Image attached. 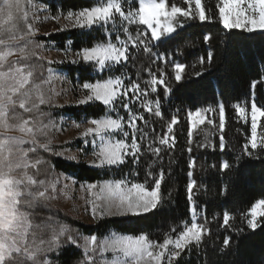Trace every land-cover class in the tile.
<instances>
[{
	"label": "snow or ice",
	"instance_id": "obj_1",
	"mask_svg": "<svg viewBox=\"0 0 264 264\" xmlns=\"http://www.w3.org/2000/svg\"><path fill=\"white\" fill-rule=\"evenodd\" d=\"M124 3L125 0H98L95 6L67 13L64 19L69 21L72 27L92 28L96 25L104 27L111 22L115 28L117 17L127 24L138 23L146 26L144 32H138L133 37L128 27L122 25L125 39L116 35L113 40L111 32H108L106 41L83 47L73 53L72 63L83 61L103 72L114 65L126 64L133 49L167 62V56L153 53L151 45L153 41H161L162 38L176 31V26L172 23L173 18L179 16L198 18L201 22L212 19L209 15L211 9L205 6L203 0H183L186 7L169 5L166 0H138V6L130 7L127 11ZM40 11L42 9L32 3V0H27V3L24 0H0V264H50L45 254L61 246V237L64 238L65 243L80 246L78 238L70 233L67 226L52 227L54 221L51 217L46 223L32 222L34 212L50 207V201L55 200L58 194L67 195L69 188L67 184L63 188H58V178L51 181L41 178L43 162L39 158L38 149L47 151L50 148V141L45 143L40 141L42 138H47L49 129L53 125L45 124L42 119L46 117V113L41 106L49 102L42 85L49 81L44 80L39 71V61L42 57L37 56L36 50L43 45L33 40L39 31L35 27V21L39 19ZM216 12L225 29L264 31V0H219ZM52 18L58 19L55 16ZM209 39L210 36L204 37L206 42ZM204 59L201 58L202 63ZM206 60L209 63L213 60L210 51ZM47 63L52 64L54 61L49 60ZM184 69V64L174 63V78L177 82L183 79ZM48 71L51 73L52 69L49 68ZM148 75L151 79L145 81L143 88L138 81L130 78L125 84L122 76L109 77L95 83H83L82 88L87 91L81 103L99 101L112 111L119 101L128 114L127 120L123 117L113 118L111 115H106L88 121L91 126L85 129L83 135L92 137L91 166L109 168L124 164L128 158H131L133 163L140 162L145 147L142 141L149 140V132L146 131L149 122L144 113L163 119L160 98L153 100L149 97L152 93H157L159 86H164L165 96L172 91L167 86L165 73L162 70L156 73L148 69ZM196 75L200 76L202 73L197 72ZM257 83L253 81L251 87L255 89ZM133 102H139L141 112L133 111L131 106ZM235 109L239 115L246 117L245 107L236 104ZM188 115L191 125L188 130L187 151L191 154L192 130L197 124H203L205 119L201 110L195 113L189 112ZM258 116L264 117V108L258 107L253 101L251 138L250 142L244 145L245 153L248 155H251L249 144L253 150L258 147ZM178 122V118L172 116L166 125V130L152 138L146 145L147 150L157 159H163L161 152L164 148L175 147L173 127ZM207 122L214 123L212 120ZM76 126L80 127L79 124ZM125 128L128 131H125ZM224 128L225 106L221 103L219 104L221 130L219 147L222 151L225 148ZM152 132L155 133L154 127ZM117 133H122L124 138L113 139ZM137 133L140 135L138 136ZM198 146L208 147L207 144ZM261 147H264V143ZM212 148L215 149V145H212ZM195 167L196 158L190 155L186 192L192 219L184 224L174 239L166 236L160 242L151 240L147 234L125 235L116 232L103 240L95 235L84 237L85 258L82 264H96L97 252L113 254V259L108 264H172L182 251L204 242L205 236L211 234V228L207 226L206 217L204 223H200L197 219L198 205L194 199V192L198 185L193 179ZM230 167L226 160L219 165L221 171ZM165 174L163 167L158 172H153L149 166L143 183H134L124 177L88 183L86 186L81 185V188L93 197L90 201L93 218H96L97 212L100 217L139 214L141 211L147 212L157 207ZM149 181H151L150 186H148ZM243 218L249 229L255 231L261 227V223L264 222V199L253 203ZM233 219L230 212L224 211L221 227L226 230L232 227L230 222ZM43 229H50V239H44L47 233L42 232ZM172 231L175 233L176 229ZM222 244L225 248L229 247L231 237L224 236Z\"/></svg>",
	"mask_w": 264,
	"mask_h": 264
},
{
	"label": "trees",
	"instance_id": "obj_2",
	"mask_svg": "<svg viewBox=\"0 0 264 264\" xmlns=\"http://www.w3.org/2000/svg\"><path fill=\"white\" fill-rule=\"evenodd\" d=\"M33 1L44 4L51 15L57 18L67 15L68 12H77L85 7L95 6L98 2V0ZM24 2L27 3V0ZM203 2L211 9L209 15L212 19L201 22L198 18L176 17L174 34L159 42H152L153 53L166 55L167 62L134 49L126 64H120L103 72L83 61L77 63L66 61L63 64H48L43 58L39 61V71L44 80L48 79L49 68L63 71L75 91L85 90L82 88L85 82L95 83L115 76H122L125 84L129 82V78L138 81L143 88L145 81L151 79L148 69L156 73L162 70L165 73L167 86L172 89L171 93L165 96L164 86H159L157 93H152L149 97L153 100L160 98L163 119L144 113L149 122V127L146 129L149 132V140L142 141L145 147L139 163H133L131 158H128L122 165L97 168L83 162L76 163L58 157L55 154L57 149L55 146L51 147L52 153L39 152V158L43 162L41 178L50 181L63 174L73 178L77 184L124 177L134 183H143L149 166L153 172H158L163 167L166 173L160 189V202L156 208L143 215L111 218L100 217L97 212L96 223L85 225L51 203L50 207L34 212L33 224L46 223L51 217L54 221L52 227L67 226L70 233L79 241L80 246H76L63 242L64 238L61 237V246L45 254L50 264H82L85 257L81 248V239L86 235H95L103 240L116 232L125 235L147 234L151 240L160 242L166 236L174 239L184 224L192 219L186 192L190 155L196 158L193 179L198 185L194 192V199L198 205L197 219L200 223H204L205 217L207 218V226L211 228V234L206 235L204 242L199 246H191L182 251L172 264H264V222L261 223V227L253 231L247 227L243 218L253 203L264 199V147L253 150L249 144L251 155L245 153L244 145L249 143L251 138V121L241 118L235 109L236 104L250 108L253 101L258 107L264 108V31L250 33L241 29H225L216 12L219 0H203ZM166 3L186 7L183 0H166ZM122 25L128 27L133 37L138 32L145 31L143 26L136 23L127 24L117 17L115 28L110 22L104 27L99 25L92 28L77 27L57 31L47 37L34 36L33 40L43 45L36 50L37 56L42 57L44 45L69 56L83 47L106 41L108 32H111L113 40L116 35L125 39ZM205 36H210L207 42L204 40ZM209 51L213 54L211 63L206 60ZM201 58H205L203 63ZM174 63L185 65L183 79L180 82L174 78ZM197 72L202 75L197 76ZM253 81L258 82L255 89L251 87ZM221 103L225 106L223 151L219 147L221 135L219 104ZM131 106L134 112L142 111L139 102H133ZM41 108L46 113V117H42L45 124H56L61 119L84 124L93 118H103L106 115H111L113 118L123 117L127 120L128 115L119 101L112 111L98 101L61 108L45 104ZM197 110L206 113L208 118L192 130L193 151L189 154L188 113H195ZM172 116H176L179 121L173 127L175 147L164 148L161 152L163 159L160 160L147 150L146 145L152 138L166 130V125ZM208 120L214 123L209 124ZM153 127L155 133L152 132ZM125 131L128 129L125 128ZM123 138L122 136L120 139ZM200 144H207L208 147L201 148L198 146ZM212 145H215V149ZM88 146L78 141L66 147L76 148L83 153L88 150ZM225 160L231 167L221 171L219 165ZM150 185L151 181L148 186ZM224 211L230 212L234 217L230 222L232 227L227 230L221 227ZM173 229H176L175 233ZM42 232L47 233L44 235L45 240L50 239V229H43ZM224 236L231 237V244L227 248L222 244Z\"/></svg>",
	"mask_w": 264,
	"mask_h": 264
},
{
	"label": "rangeland",
	"instance_id": "obj_3",
	"mask_svg": "<svg viewBox=\"0 0 264 264\" xmlns=\"http://www.w3.org/2000/svg\"><path fill=\"white\" fill-rule=\"evenodd\" d=\"M32 3L36 4L39 9H42V11L38 13L39 19L35 21V27L39 29V31L35 35L36 37H47L49 34L55 33L57 31L71 30L77 28V27H72L70 22L64 19V17L67 15L60 16L58 19H53L52 18L53 16L51 15L49 9L44 4L38 3L33 0ZM136 6H138V0H125L124 8L126 11L128 10V8L130 7L134 8ZM29 15L31 16V11L29 12ZM175 18H173L172 23L176 26ZM143 27L146 30V26ZM241 30H245V29H241ZM255 32H262V30H255L250 33H255ZM173 34L174 33L166 37H170ZM154 42H159V41H154ZM42 58L45 61H49V60L54 61V63L52 64L55 63L63 64L66 61L71 62L74 59V56L73 54H69V56H65L63 53H61L58 50H55L53 47L51 46L47 47L46 45H44L42 51ZM61 61L63 62L61 63ZM117 66L119 65H114L113 67H117ZM47 81L49 82L43 84L42 89L46 95V98L49 101L47 103L48 105L61 108L64 106L86 104L88 102H91V101H88L86 103L80 102L85 98L86 90L77 89V91H75L67 75L63 71L52 70V72L49 73ZM241 107H245L247 109V113H246V117L241 115L240 117L243 119H250L251 121V106L250 108H247L246 106L241 105ZM202 115L204 116V119L206 121L208 118L206 113L202 112ZM189 123L191 125L190 119H189ZM50 124L53 125V127L49 129L47 138H42L40 141L41 143L50 141L51 146L46 152L52 153L51 147L55 146L57 148L55 154L58 157L71 162H76V163L83 162L91 166L93 156H92V146L90 141L92 137L91 136L85 137L83 135L85 129L87 127H90L91 125L87 122L84 124H79L80 127H77L76 126L77 123L73 122L70 119H61L56 124L53 123ZM199 125L200 124H197V126ZM195 128H193V130ZM122 136H123L122 133H117L116 136L113 137V139L121 138ZM78 141H82L86 147L90 144V146H88L89 151L87 150L82 153L76 148L66 147L67 145L74 144L75 142ZM262 143H264V117L258 116L257 118L258 147H261ZM40 151H44V150L38 149V153ZM73 157H75V159H72ZM57 178L59 180V184L57 185L58 188H63L65 184H67L69 188L67 189V195L63 193L58 194L57 198L55 200L50 201V203L54 207L61 209L62 211L66 212L68 215L81 221L83 224L94 225L96 223V219L93 218V215L91 213V204H90V201L93 199V197L87 191L81 188V185L86 186L87 184L86 183L77 184V182L73 178L63 174L58 175ZM152 210L153 209H150L147 212L141 211L139 214L128 213L125 215H113V216L105 215V216L111 218H127L130 216L143 215ZM84 237H89V236L88 235L82 236L81 248L83 252H84V248H83ZM112 259H113V254L111 252L96 253V264H108V262H110Z\"/></svg>",
	"mask_w": 264,
	"mask_h": 264
}]
</instances>
